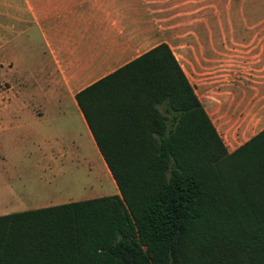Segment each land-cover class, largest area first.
Instances as JSON below:
<instances>
[{"label":"trees","instance_id":"16d2710c","mask_svg":"<svg viewBox=\"0 0 264 264\" xmlns=\"http://www.w3.org/2000/svg\"><path fill=\"white\" fill-rule=\"evenodd\" d=\"M75 98L118 192L0 214V264H264V127L229 151L166 42Z\"/></svg>","mask_w":264,"mask_h":264},{"label":"crops","instance_id":"0c3cea01","mask_svg":"<svg viewBox=\"0 0 264 264\" xmlns=\"http://www.w3.org/2000/svg\"><path fill=\"white\" fill-rule=\"evenodd\" d=\"M163 1L0 0V54L6 56L0 62H22V67L10 65L4 72L22 81V106H0V125L22 115V147L27 142L45 144L30 172L26 158L4 160L11 190L0 214L65 202L48 188L66 162L80 164L86 158L103 168L117 187L75 94L156 44L170 46L168 25L156 6ZM228 2L233 6L222 12L228 31L233 36L240 30L243 42L260 44L262 38H251V20L264 10H240L236 4L264 0ZM220 13L210 15L218 18ZM260 48L264 52V41ZM172 51L229 151L264 127V56L256 62H180ZM79 142L90 144L91 151L86 154Z\"/></svg>","mask_w":264,"mask_h":264},{"label":"rangeland","instance_id":"374dc122","mask_svg":"<svg viewBox=\"0 0 264 264\" xmlns=\"http://www.w3.org/2000/svg\"><path fill=\"white\" fill-rule=\"evenodd\" d=\"M228 5L233 6L228 0H164L156 4L161 8V17L169 28V44L180 62H256L264 56L260 48L264 41V14L251 20L252 28L255 29L251 38H255L256 42H259L261 38L263 40L258 45L249 44L241 40L240 30L233 36L232 31H228L227 18L222 14L228 9ZM236 5L240 7V10L244 9L243 7L261 12L264 10V3L241 2ZM211 11L221 13L218 18H212ZM246 21H248L247 18ZM212 23H216L214 31ZM5 57L0 54L1 61L5 60ZM18 63L22 67V62ZM18 63L0 62V106H22V81L4 73L10 69L8 66ZM19 118L20 120L17 121L11 116L10 120H5L2 126L0 125V161L2 160L0 162V204L7 201L6 193L11 190L6 174L8 163L5 161L26 158L24 163L31 167L26 172H30L35 159L42 156L45 150V144L40 141L39 143L27 142L22 147V115ZM75 123L77 124V121ZM74 132L78 136L80 129L76 127ZM78 144L86 154L91 151L90 144L86 142ZM19 170V168L15 170L17 175ZM103 170L87 161L86 158L80 164L73 165L71 162H66L63 173L53 180L48 189L55 191L57 199L63 201L118 192V188L114 187L109 175ZM14 176L15 174H12V179ZM36 186L46 193L45 187L41 184L36 183Z\"/></svg>","mask_w":264,"mask_h":264}]
</instances>
